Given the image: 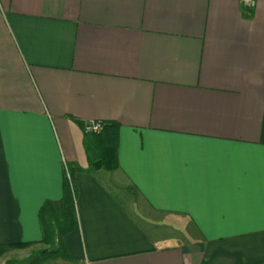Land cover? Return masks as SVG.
I'll list each match as a JSON object with an SVG mask.
<instances>
[{"label": "crops", "instance_id": "obj_1", "mask_svg": "<svg viewBox=\"0 0 264 264\" xmlns=\"http://www.w3.org/2000/svg\"><path fill=\"white\" fill-rule=\"evenodd\" d=\"M69 171L34 264H264V0H0V244L50 245Z\"/></svg>", "mask_w": 264, "mask_h": 264}, {"label": "trees", "instance_id": "obj_2", "mask_svg": "<svg viewBox=\"0 0 264 264\" xmlns=\"http://www.w3.org/2000/svg\"><path fill=\"white\" fill-rule=\"evenodd\" d=\"M84 142L90 162L89 170H96L100 167L113 169L118 166V134L112 123H104L100 131H86ZM69 172L70 175L66 172L64 195L62 198L64 218L61 219L56 213L51 200H47L40 210L44 225V237L42 240L50 243V245L40 248L26 259H15L14 261L18 264H34L43 256L60 255L66 252L59 238L64 232L73 228L75 219V190L72 181V172ZM26 244L28 243L14 242L0 244V254L8 247L24 246Z\"/></svg>", "mask_w": 264, "mask_h": 264}, {"label": "rangeland", "instance_id": "obj_3", "mask_svg": "<svg viewBox=\"0 0 264 264\" xmlns=\"http://www.w3.org/2000/svg\"><path fill=\"white\" fill-rule=\"evenodd\" d=\"M45 243L38 244L33 247L23 248V246L8 247L0 254V264H18L15 259H26L31 253L37 252L40 248L48 247ZM12 261V262H11Z\"/></svg>", "mask_w": 264, "mask_h": 264}, {"label": "built area", "instance_id": "obj_4", "mask_svg": "<svg viewBox=\"0 0 264 264\" xmlns=\"http://www.w3.org/2000/svg\"><path fill=\"white\" fill-rule=\"evenodd\" d=\"M244 4L249 6H254L256 4V0H242ZM104 126V123L101 120H90L84 124V128L86 131H100Z\"/></svg>", "mask_w": 264, "mask_h": 264}]
</instances>
